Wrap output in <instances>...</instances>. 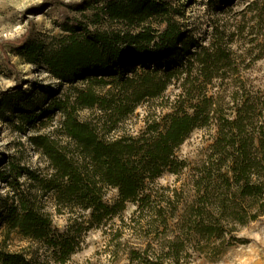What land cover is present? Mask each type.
Returning a JSON list of instances; mask_svg holds the SVG:
<instances>
[{
    "label": "trees",
    "instance_id": "obj_1",
    "mask_svg": "<svg viewBox=\"0 0 264 264\" xmlns=\"http://www.w3.org/2000/svg\"><path fill=\"white\" fill-rule=\"evenodd\" d=\"M255 5L264 22V0ZM68 6L80 16L67 17L62 33L46 40L34 32L6 45L44 65L67 88L45 110L62 114L58 135L31 137L48 172L23 167L25 186L14 162L8 172L0 170L8 182L7 175L15 173L0 216L7 232L39 243L43 258L0 241V264H66L91 228L102 230L112 252L125 253L129 264H183L193 249L205 251L204 245L227 229L257 219L264 212V91L243 80L214 84L235 69L232 50L214 43L188 49L187 30L175 17L179 8L170 0H81ZM180 47L186 51L177 61ZM173 81L181 90L170 111L147 115L136 132L127 129L137 107L162 97ZM82 109L90 111L86 118ZM17 111L21 118L39 119ZM211 124L218 134L188 200L182 188L158 179L188 167L178 148L196 128ZM214 162L220 166L215 173ZM107 187L118 189L114 203L105 199ZM219 187L235 195L233 206L228 198L210 202ZM44 196L52 198L56 213L67 216L64 229L55 224ZM249 199L258 209L243 213L240 205ZM128 202L136 206L129 217Z\"/></svg>",
    "mask_w": 264,
    "mask_h": 264
},
{
    "label": "rangeland",
    "instance_id": "obj_2",
    "mask_svg": "<svg viewBox=\"0 0 264 264\" xmlns=\"http://www.w3.org/2000/svg\"><path fill=\"white\" fill-rule=\"evenodd\" d=\"M80 1L58 0L57 5H52L53 1L45 0H0V170H5V173L10 170L12 162L17 165V170L22 171L24 167L48 172V162L32 143L31 137L37 134L58 135L62 114L45 113V110L54 96H60L58 92L63 93L67 88V84L53 77L44 65L26 61L6 45L34 32L46 40L62 33L60 24L67 17L80 16V12L68 4ZM170 1L179 8L175 17L187 30L188 49H194L197 44L211 47L214 43L232 50L235 69L228 71V78L215 79V85L219 87L223 83L235 84L243 80L251 89L264 91V22L260 10L256 8V0ZM104 26H108V23H104ZM185 47H180L181 51L176 52L175 60L178 61L184 54ZM173 82L162 97L139 105L128 117L126 128L136 132L145 125L147 115L154 111H170V104L181 90L180 82ZM229 101L230 98L226 96L225 102L232 104ZM17 110L37 115L39 119L30 121L26 117L21 118ZM79 113L82 118H86L90 111L82 109ZM217 134L215 124L196 128L177 150L178 155L187 161L188 167L181 174L165 173L158 179L159 183L180 187L188 200L193 199L196 194L193 178L201 171L203 162L212 151ZM218 164H212L213 173L220 168ZM222 170L225 173L229 171L227 166H223ZM14 174L7 175L9 182L13 181ZM5 180L0 178V216L3 215L7 198L12 194V187ZM19 181L25 186L29 183L24 170ZM225 190L219 187L210 202L228 198L225 201L233 206L235 195L230 192L226 195ZM118 197V189L106 188L105 199L108 203H114ZM44 199L47 208L53 212L55 224L64 229L67 216L54 211L52 198L44 196ZM256 203L255 200H245L240 205L241 210L243 213H254L258 209ZM135 208V204L128 202L125 216L129 217ZM84 235L80 250L66 264H129L125 253L115 255L112 252L113 248L99 228H91ZM0 241L13 251L24 249L30 258H43L44 250L39 243L15 231L7 232L1 217ZM191 246H196V241ZM204 246L205 251L193 249L192 257L183 264H264V212L245 225H237L236 230L227 229L224 236L213 238Z\"/></svg>",
    "mask_w": 264,
    "mask_h": 264
}]
</instances>
